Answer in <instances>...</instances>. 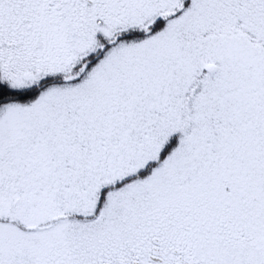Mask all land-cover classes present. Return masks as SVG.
<instances>
[{"label":"snow or ice","instance_id":"1","mask_svg":"<svg viewBox=\"0 0 264 264\" xmlns=\"http://www.w3.org/2000/svg\"><path fill=\"white\" fill-rule=\"evenodd\" d=\"M0 264H264V0H0Z\"/></svg>","mask_w":264,"mask_h":264}]
</instances>
